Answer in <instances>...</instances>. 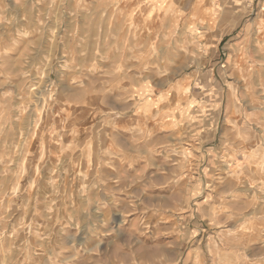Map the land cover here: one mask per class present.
<instances>
[{"label":"rangeland","instance_id":"1","mask_svg":"<svg viewBox=\"0 0 264 264\" xmlns=\"http://www.w3.org/2000/svg\"><path fill=\"white\" fill-rule=\"evenodd\" d=\"M0 264H264V0H0Z\"/></svg>","mask_w":264,"mask_h":264},{"label":"crops","instance_id":"2","mask_svg":"<svg viewBox=\"0 0 264 264\" xmlns=\"http://www.w3.org/2000/svg\"><path fill=\"white\" fill-rule=\"evenodd\" d=\"M237 7H238V10L240 11L241 9H244L245 8V5H243V6H237ZM240 121H242V117H240L239 122Z\"/></svg>","mask_w":264,"mask_h":264},{"label":"bare ground","instance_id":"3","mask_svg":"<svg viewBox=\"0 0 264 264\" xmlns=\"http://www.w3.org/2000/svg\"><path fill=\"white\" fill-rule=\"evenodd\" d=\"M67 66V65H66ZM255 71V70H254ZM46 104V103H45Z\"/></svg>","mask_w":264,"mask_h":264}]
</instances>
